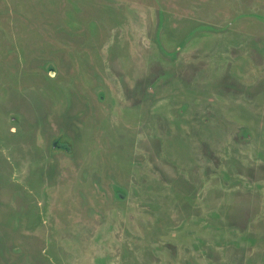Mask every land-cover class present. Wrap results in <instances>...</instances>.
Wrapping results in <instances>:
<instances>
[{
	"label": "rangeland",
	"instance_id": "rangeland-1",
	"mask_svg": "<svg viewBox=\"0 0 264 264\" xmlns=\"http://www.w3.org/2000/svg\"><path fill=\"white\" fill-rule=\"evenodd\" d=\"M0 264H264V0H0Z\"/></svg>",
	"mask_w": 264,
	"mask_h": 264
}]
</instances>
